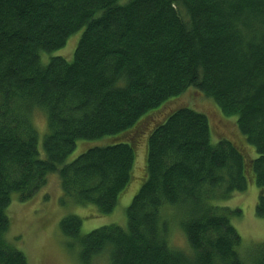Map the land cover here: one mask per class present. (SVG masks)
I'll return each mask as SVG.
<instances>
[{"label": "trees", "instance_id": "1", "mask_svg": "<svg viewBox=\"0 0 264 264\" xmlns=\"http://www.w3.org/2000/svg\"><path fill=\"white\" fill-rule=\"evenodd\" d=\"M79 30L71 61L41 62ZM189 88L236 115L256 157L239 137L213 141L204 113L165 110ZM35 110L45 116L43 158ZM146 135L125 229L81 234L77 215L59 221L78 262L245 264L231 223L240 212L218 202L254 182L264 218V0H0V264H28L6 237L13 193L27 200L56 173L64 199L108 214ZM107 136L66 162L78 140ZM173 222L187 249L172 244ZM250 251L251 264H264V242Z\"/></svg>", "mask_w": 264, "mask_h": 264}, {"label": "rangeland", "instance_id": "2", "mask_svg": "<svg viewBox=\"0 0 264 264\" xmlns=\"http://www.w3.org/2000/svg\"><path fill=\"white\" fill-rule=\"evenodd\" d=\"M81 33L82 30H79L71 34L63 47L50 53H43L41 62L47 63L52 56H62L67 61H71ZM174 106H187L204 113L212 128L215 138L212 137L213 141L220 137H227L228 140H237L239 137L245 142L244 136L237 132L236 115L227 117L223 115L216 104L199 90L189 88L165 110ZM33 118L39 135L38 151L43 158L42 139L46 133L45 116L42 111L35 110ZM146 137L147 135L145 141L141 140L137 149L133 179L118 197L114 209L108 214L99 213L94 205H77L64 199L56 173L49 174L46 184L27 200H20L18 193L11 195V202L6 209L10 220L6 237L15 248L25 254L28 264H80L76 252L72 251L69 245L70 239L62 235L59 230V221L68 215L73 214L81 218V234L110 224H116L124 229L127 227L126 208L141 184L145 165ZM109 139L111 138L107 136L95 140H78L66 162L73 160L87 148L106 145L110 142ZM245 146L250 157L257 156L252 145L245 142ZM258 192L259 188L255 183L248 181L244 191H236L228 199L218 202L221 206L240 212V215L231 217V223L242 239L240 252L245 264H251L253 254L250 250L253 246L264 242V218L257 217L255 214ZM172 232V244L176 248L187 249L188 244L184 235L174 222ZM92 264H110V261L107 254H103Z\"/></svg>", "mask_w": 264, "mask_h": 264}]
</instances>
